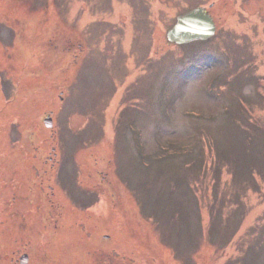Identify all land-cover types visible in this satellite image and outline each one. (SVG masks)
I'll list each match as a JSON object with an SVG mask.
<instances>
[{"label": "rangeland", "instance_id": "374dc122", "mask_svg": "<svg viewBox=\"0 0 264 264\" xmlns=\"http://www.w3.org/2000/svg\"><path fill=\"white\" fill-rule=\"evenodd\" d=\"M198 6L214 35L170 41ZM25 252L264 264V0H0V264Z\"/></svg>", "mask_w": 264, "mask_h": 264}, {"label": "water", "instance_id": "95a60500", "mask_svg": "<svg viewBox=\"0 0 264 264\" xmlns=\"http://www.w3.org/2000/svg\"><path fill=\"white\" fill-rule=\"evenodd\" d=\"M215 33L213 17L201 6L193 8L178 16L177 22L167 32V38L177 43H186L195 39H206ZM52 118L46 120L47 126H52ZM29 255L20 257L22 264H27Z\"/></svg>", "mask_w": 264, "mask_h": 264}, {"label": "bare ground", "instance_id": "6f19581e", "mask_svg": "<svg viewBox=\"0 0 264 264\" xmlns=\"http://www.w3.org/2000/svg\"><path fill=\"white\" fill-rule=\"evenodd\" d=\"M159 0H156V2H158Z\"/></svg>", "mask_w": 264, "mask_h": 264}]
</instances>
